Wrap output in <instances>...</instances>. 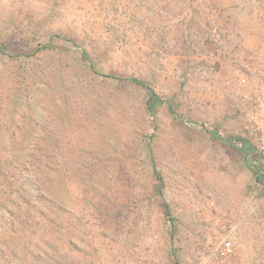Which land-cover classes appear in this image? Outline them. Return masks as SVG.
<instances>
[{
	"label": "rangeland",
	"instance_id": "rangeland-1",
	"mask_svg": "<svg viewBox=\"0 0 264 264\" xmlns=\"http://www.w3.org/2000/svg\"><path fill=\"white\" fill-rule=\"evenodd\" d=\"M263 27L264 0H0V160L35 140L68 159L63 209L2 257L264 264ZM225 147L232 204L215 200Z\"/></svg>",
	"mask_w": 264,
	"mask_h": 264
},
{
	"label": "trees",
	"instance_id": "trees-1",
	"mask_svg": "<svg viewBox=\"0 0 264 264\" xmlns=\"http://www.w3.org/2000/svg\"><path fill=\"white\" fill-rule=\"evenodd\" d=\"M49 46L50 45H48V47ZM43 47L46 48V46ZM90 67L94 69L93 64H91ZM169 105L172 111H174L172 104L169 103ZM222 138L226 140L232 139L231 137ZM238 140L243 141L241 137H239ZM35 141L36 142L25 144L24 147L19 150V156L11 154L6 160L3 161V158L0 160V178H3V181L5 180V182H3L5 187L10 189V194L0 202V206L4 207V209L7 208V214L10 213L12 217L11 221H9V223L7 222L8 226L6 229H0V264H9L7 259L2 257L5 249L11 248L10 250L19 251L18 245L15 246L19 235L24 236L35 232L40 223L38 217L40 215L47 216V211H50L54 204L57 206L55 209H63V202H65V198L68 197L67 194H61L55 184L56 181L61 180L62 182H60V185H65L68 190L66 177V172L68 170V164L66 162H68V159L65 160V158H53L50 156V153L55 154L53 151H62H60V145H46L38 140ZM16 150V147H14L12 153H15ZM241 150L244 152L243 148H241ZM44 152H47V155H45ZM248 163L251 165L250 167L255 172L256 176L260 177L261 169H257L250 161ZM154 172L157 178L163 181L162 175L155 164ZM60 198H62L63 201L60 200ZM10 236L13 238L12 242L8 244L7 239ZM58 237L50 239L54 242ZM64 240L63 242L67 243L68 246V232ZM50 251L56 254L54 249ZM42 254L43 252L38 254V256H34V264L40 260L39 257L42 256ZM47 257L52 264H67L68 261V254L66 256L57 255L54 258L49 255H47Z\"/></svg>",
	"mask_w": 264,
	"mask_h": 264
},
{
	"label": "crops",
	"instance_id": "crops-1",
	"mask_svg": "<svg viewBox=\"0 0 264 264\" xmlns=\"http://www.w3.org/2000/svg\"><path fill=\"white\" fill-rule=\"evenodd\" d=\"M262 32L264 33V27L262 28ZM261 38L263 37L256 39V42H263ZM214 141H215L214 143H217V141H222L224 143H227L228 145L234 146L232 142L233 139L226 140L223 139L222 137H215ZM224 149L227 150L229 148L225 147ZM232 154H233L232 152H229V150H227L222 155L224 168L219 170L218 176L224 178L225 184H218L216 185V189H215V200L218 202L222 200L224 201L225 204H232L233 201V184H232L233 170L231 168L232 163L230 162L232 158ZM244 173L247 174V170H244ZM226 180L228 181V183Z\"/></svg>",
	"mask_w": 264,
	"mask_h": 264
},
{
	"label": "built area",
	"instance_id": "built-area-1",
	"mask_svg": "<svg viewBox=\"0 0 264 264\" xmlns=\"http://www.w3.org/2000/svg\"><path fill=\"white\" fill-rule=\"evenodd\" d=\"M243 65L247 68V70H251L252 71V68H251L252 66H251L250 62H245ZM240 80H241L242 83H247L248 82L247 76H241ZM260 86H261L260 87V93L262 94V96L264 98V81H262ZM257 127H258L259 131H261V134H262L261 141L264 144V105H263V107L260 110L259 118H258V121H257ZM222 249H223L224 253H227V254L232 253L233 252L232 242L223 240Z\"/></svg>",
	"mask_w": 264,
	"mask_h": 264
}]
</instances>
